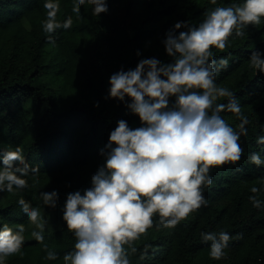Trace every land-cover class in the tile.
Listing matches in <instances>:
<instances>
[{
  "label": "trees",
  "instance_id": "trees-1",
  "mask_svg": "<svg viewBox=\"0 0 264 264\" xmlns=\"http://www.w3.org/2000/svg\"><path fill=\"white\" fill-rule=\"evenodd\" d=\"M44 3L0 0V152L19 147L30 165L28 187L0 192V227L8 224L15 231L16 225L25 226L22 247L6 264H63L64 254L73 250L75 238L62 219L67 195H83L91 187V176L104 164L101 150L117 121L126 120L130 128L141 126L123 103L108 98L110 76L135 69L141 59L170 63L163 41L176 22L189 21L195 27L215 7L243 0H217L215 5L210 0H107L108 12L99 17L91 5L82 6L77 17L73 0H58L57 21L71 17L73 24L56 31L54 45L42 29ZM244 32L240 37L233 32L225 49H212L213 58L229 61L216 83L236 94L248 119L239 141L244 155L234 166L211 170L213 183L203 188L207 206L175 228H164L154 216L153 226L125 245L130 264H264V191L258 194L260 209L248 199L251 187L264 189V164L257 167L248 160L252 153L264 160V145L257 143L264 136V74L248 63L253 51L264 58V19ZM221 115L241 131L233 114ZM54 190L59 200L51 209L40 193ZM21 198L50 211L59 222L57 230L44 233L42 243L26 229ZM221 230L232 239L217 261L210 258V242H204L201 233ZM47 251L58 259L46 260Z\"/></svg>",
  "mask_w": 264,
  "mask_h": 264
},
{
  "label": "clouds",
  "instance_id": "clouds-1",
  "mask_svg": "<svg viewBox=\"0 0 264 264\" xmlns=\"http://www.w3.org/2000/svg\"><path fill=\"white\" fill-rule=\"evenodd\" d=\"M210 3L215 5L217 0ZM85 5H91L97 17L108 12L107 0H73L72 12L79 17ZM44 8L42 29L54 45L56 31L69 30L73 20L57 21L58 0H45ZM262 19L264 0L217 6L205 13L198 26L178 21L165 34L163 45L172 58L170 63L155 57L141 59L135 69H121L110 76L108 98L123 103L141 126L130 128L126 120L117 121L101 150L104 164L91 176V187L83 195L80 191L67 195L62 219L75 244L64 254L63 264H130L125 245L152 227L154 216L158 215L164 228H175L192 212L207 206L203 188L213 183L211 170L241 161L244 151L239 141L248 123L236 94L216 83L229 61L213 58L212 49H225L233 32L243 36L247 26L258 25ZM248 63L264 74L260 52L253 51ZM221 100L226 102H218ZM225 112L240 121L241 131L227 123L221 115ZM257 143L264 145V136ZM248 160L257 167L264 164L259 153L250 154ZM29 171L19 147L0 152V192L28 187L25 177ZM261 191L264 189L253 186L248 197L257 209L262 207ZM40 197L48 208L57 207V191L41 192ZM18 205L37 229L31 236L42 243L47 220L31 202L21 198ZM15 227V231L8 224L0 227V264H6L22 247L25 226ZM201 238L210 242L209 256L217 261L224 258L232 239L223 230L202 232ZM45 259L54 261L58 256L47 251Z\"/></svg>",
  "mask_w": 264,
  "mask_h": 264
},
{
  "label": "rangeland",
  "instance_id": "rangeland-1",
  "mask_svg": "<svg viewBox=\"0 0 264 264\" xmlns=\"http://www.w3.org/2000/svg\"><path fill=\"white\" fill-rule=\"evenodd\" d=\"M41 213V217L44 220H47V224L44 229V233H52L53 231L57 230L59 228V222L55 219V217L52 215L50 211L47 210H39ZM26 229L32 232L33 230H37L35 228V225L31 224L28 220Z\"/></svg>",
  "mask_w": 264,
  "mask_h": 264
}]
</instances>
